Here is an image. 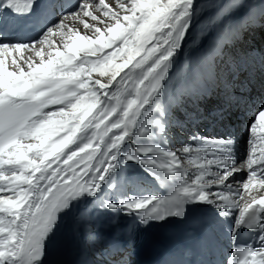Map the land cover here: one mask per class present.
Returning a JSON list of instances; mask_svg holds the SVG:
<instances>
[{"label":"snow or ice","instance_id":"snow-or-ice-1","mask_svg":"<svg viewBox=\"0 0 264 264\" xmlns=\"http://www.w3.org/2000/svg\"><path fill=\"white\" fill-rule=\"evenodd\" d=\"M33 7V0H0V15ZM195 13V0H80L33 45L0 40V264H43L61 213L82 200L134 212L141 223L182 216L188 204L225 217L238 209L230 234L256 231L258 246L236 248L224 264H264V148L253 155L264 105L239 162L231 138L209 144L194 136L202 142L175 148L157 139L166 127L165 83ZM24 49L27 56L15 55ZM129 162L169 195L112 200L129 182ZM245 167V179L235 180Z\"/></svg>","mask_w":264,"mask_h":264},{"label":"bare ground","instance_id":"bare-ground-1","mask_svg":"<svg viewBox=\"0 0 264 264\" xmlns=\"http://www.w3.org/2000/svg\"><path fill=\"white\" fill-rule=\"evenodd\" d=\"M79 2L80 0H59L62 5L57 8L58 14L54 13L53 5L43 18L38 40L42 38L41 34L46 26L57 22L62 15L74 11ZM195 7L191 30L182 48L173 58V66L169 70L161 98L163 105L167 107V117L165 132L160 133L157 139L170 148L202 142L200 139L193 140L194 136L204 138L209 144L230 138L227 133L230 123L237 120L246 123L248 119L246 120L243 113L256 106L260 108L264 98V40L259 39L264 36V0H195ZM69 23L73 22L69 20ZM14 26L5 15H0V40L28 45L36 42H28L22 31L13 41L10 37L15 36ZM76 26L85 31L82 25L77 23ZM233 28H236L235 34L231 31ZM251 37L256 41L250 40ZM52 39L60 44V50H65L60 37ZM65 41L67 42L66 37ZM252 43L258 45L257 49L253 50ZM233 47L245 50L248 54L242 61V67L246 65V60H252V63L236 84L230 85V79L223 80L229 88L234 89L230 93L226 87H217L213 76L219 71L215 66L223 61L229 50H234ZM28 54L29 49H24L15 55L19 57ZM93 78L101 79L102 82L107 79L95 73ZM249 136L248 125L243 144L234 141L237 162L248 153ZM259 137H264V131L258 127L254 134L256 150L253 155L256 157L259 156L260 149L264 148V141H260ZM242 151H245V157H241ZM194 171L195 167L190 170V174ZM127 176L129 182L122 185L119 191L113 190L110 193L112 200L118 202L125 195H160L157 182L144 174L139 165L129 162ZM246 176L245 167L243 171L235 174L234 179L243 180ZM211 190L228 192L227 188L217 186H212ZM190 205L207 224L204 249L208 250L216 245L220 250L226 251L225 242H231L235 238L229 229L233 215L238 214L239 210L235 209L232 215L225 217L220 215L219 209L211 205ZM138 223L141 222L134 212L128 215L124 210L101 209L96 201L82 200L68 214L61 213L53 233L46 241L43 264H134L135 247L139 239L136 229ZM144 236H150L149 231Z\"/></svg>","mask_w":264,"mask_h":264},{"label":"rangeland","instance_id":"rangeland-1","mask_svg":"<svg viewBox=\"0 0 264 264\" xmlns=\"http://www.w3.org/2000/svg\"><path fill=\"white\" fill-rule=\"evenodd\" d=\"M262 31H264V29H263ZM263 33H264V32H263ZM262 37H263V36H262ZM262 37H261V39H262ZM261 39H260V40H261ZM251 40H253V38H252Z\"/></svg>","mask_w":264,"mask_h":264}]
</instances>
